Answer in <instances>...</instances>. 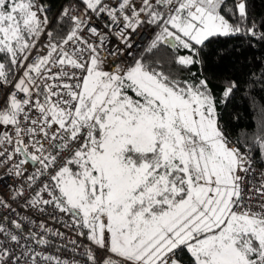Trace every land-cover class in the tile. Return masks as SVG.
Instances as JSON below:
<instances>
[{"label": "snow or ice", "instance_id": "1", "mask_svg": "<svg viewBox=\"0 0 264 264\" xmlns=\"http://www.w3.org/2000/svg\"><path fill=\"white\" fill-rule=\"evenodd\" d=\"M258 3L0 0V264H264Z\"/></svg>", "mask_w": 264, "mask_h": 264}, {"label": "trees", "instance_id": "2", "mask_svg": "<svg viewBox=\"0 0 264 264\" xmlns=\"http://www.w3.org/2000/svg\"><path fill=\"white\" fill-rule=\"evenodd\" d=\"M258 10L264 11V6L257 4ZM259 87V86H257ZM257 104L264 103L260 99L264 93L256 92ZM220 111L223 114L224 120L229 123V130L236 129V133L240 131H251L257 120V109L248 98V94L241 92L229 101L226 107H222Z\"/></svg>", "mask_w": 264, "mask_h": 264}]
</instances>
